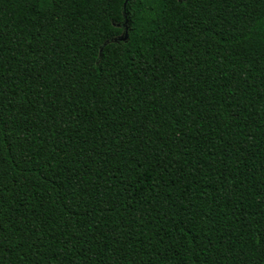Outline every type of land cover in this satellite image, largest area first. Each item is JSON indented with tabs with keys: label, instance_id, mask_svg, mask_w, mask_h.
<instances>
[{
	"label": "trees",
	"instance_id": "trees-1",
	"mask_svg": "<svg viewBox=\"0 0 264 264\" xmlns=\"http://www.w3.org/2000/svg\"><path fill=\"white\" fill-rule=\"evenodd\" d=\"M0 264H264V0H0Z\"/></svg>",
	"mask_w": 264,
	"mask_h": 264
},
{
	"label": "water",
	"instance_id": "water-1",
	"mask_svg": "<svg viewBox=\"0 0 264 264\" xmlns=\"http://www.w3.org/2000/svg\"><path fill=\"white\" fill-rule=\"evenodd\" d=\"M125 1H127V0H125ZM125 38H126V37H124V39H123V40H125Z\"/></svg>",
	"mask_w": 264,
	"mask_h": 264
}]
</instances>
